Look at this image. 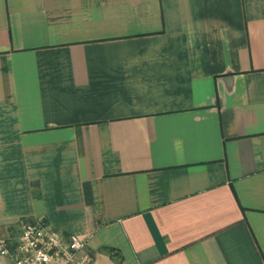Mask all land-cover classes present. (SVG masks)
<instances>
[{
  "label": "crops",
  "instance_id": "1",
  "mask_svg": "<svg viewBox=\"0 0 264 264\" xmlns=\"http://www.w3.org/2000/svg\"><path fill=\"white\" fill-rule=\"evenodd\" d=\"M35 219L81 264H264V0H0V237Z\"/></svg>",
  "mask_w": 264,
  "mask_h": 264
},
{
  "label": "built area",
  "instance_id": "2",
  "mask_svg": "<svg viewBox=\"0 0 264 264\" xmlns=\"http://www.w3.org/2000/svg\"><path fill=\"white\" fill-rule=\"evenodd\" d=\"M85 239L77 234H61L41 219L24 220L13 242L0 237V254L13 264H81L78 252Z\"/></svg>",
  "mask_w": 264,
  "mask_h": 264
}]
</instances>
